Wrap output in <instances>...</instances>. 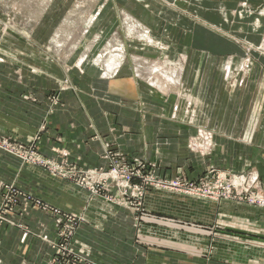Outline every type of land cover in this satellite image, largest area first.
Wrapping results in <instances>:
<instances>
[{"label": "crops", "instance_id": "obj_1", "mask_svg": "<svg viewBox=\"0 0 264 264\" xmlns=\"http://www.w3.org/2000/svg\"><path fill=\"white\" fill-rule=\"evenodd\" d=\"M162 1L173 7L161 4L158 8L152 0L140 1L142 4L132 0L128 5L152 29L157 25L155 14L164 24L175 19L173 46L181 50L186 65L176 85L183 91L164 74L138 70L129 75L120 70L103 75L101 69L83 66V62L84 68L58 75L56 65L50 61L45 65L43 61L49 60L45 56L37 51L26 56L21 51V47L37 46L35 40H29V45L4 38L6 50L0 49V137L32 144L45 158L85 170L107 169L104 154L108 147L130 160L153 163L156 174L164 178L192 180L209 167L234 173L251 167L264 184V85L260 83L264 72H251V83L241 88L235 87L238 74L233 89L227 90L221 56H238L241 48L185 17L188 13L198 19L208 15L206 24L215 27L221 23L220 28L227 30L235 26L237 33L257 44L264 36V7L248 6L251 14L246 12L237 19L226 0ZM255 21L259 23L256 27ZM39 64L43 68L37 71L33 67ZM62 80L72 88H61ZM187 92L197 101L196 106L183 107L177 114L182 113L181 117L172 119ZM57 94L59 103L52 105L49 98ZM260 96L262 106L253 120L254 100ZM197 129H204V140L197 137ZM192 141L207 148L197 151L191 148ZM0 182L32 194L61 215L79 217L69 245L84 260L78 264H264L263 209L149 190L144 212L134 215L90 196L70 181L24 164L2 149ZM53 214L20 201L7 217L30 234L22 242L23 229L0 226V264H52L57 240Z\"/></svg>", "mask_w": 264, "mask_h": 264}, {"label": "rangeland", "instance_id": "obj_2", "mask_svg": "<svg viewBox=\"0 0 264 264\" xmlns=\"http://www.w3.org/2000/svg\"><path fill=\"white\" fill-rule=\"evenodd\" d=\"M136 1L142 4V2L140 1L147 0ZM152 1L156 2L158 6L163 4V6H166L169 9L170 7H173L172 4H166L162 0ZM215 1L219 3L222 0ZM226 1H228V4L232 6V11L237 16V19L240 17V14H246V12L251 14V10L247 8L248 6L257 8H260L262 6L264 7V0ZM130 2H132V0H0V49L3 51L6 50L5 48H3L4 46L2 47L4 38L11 39V41L23 40L24 44L29 45L32 44V42H30L31 40H35L34 42H36L37 46L26 45V48H20L21 51H25L26 53H24V55L26 56H28L29 53H33L32 55H34L35 51L45 56L46 59H49L47 61H43L45 65L47 66V62L49 61L51 62V64L56 65L58 75H63L64 71L67 69L78 71L80 70V67H83L86 64H92L93 67L95 66L97 68V66L95 65L96 63L104 72L109 71L112 74L122 70L129 75H134V72L139 70L140 72H142V74L154 72L156 76L164 77L165 75V78L171 79L172 85L177 87L176 83L179 80L178 78L185 70L184 67L186 65L185 59L183 57L184 55L181 50L178 51L173 46V36L175 38V36L177 35L176 29L173 26V24H175V19L169 21L168 24H164V21L161 19L162 17L158 14H155L154 17L157 18V25L153 24L152 29L146 26L143 20L132 14V5H128L130 4ZM158 8H161V6ZM88 12L97 15V17L95 18L96 21L92 23L85 34L86 36L84 37V39H86V44H82L79 48L76 49V44L74 43L75 41H72V44H70L69 39H72L71 36L74 35L75 29L81 27ZM185 17L187 19H190L191 21L199 23L200 26L208 27L212 31L214 30L213 32L218 37H222L228 42L234 43L241 48L242 53L238 56H236L235 54H225L221 56L222 63L220 69L223 73L224 87L227 90L233 89L227 79L226 70L228 66L230 67L231 72L235 73L236 76L239 74V78L235 83V87L238 88L243 87L245 84H247V82L251 83L250 81L252 80H248L251 72H255L256 70H259L261 73L264 72V36L260 38L259 41H257V44H251L252 41L250 42V40H247L241 34L237 33L238 30H235V26L234 28H232V30H227L228 27H226L225 29L220 28L221 23L215 27L210 26L209 24H206V22L208 21V15H203L198 19L195 14L193 15L191 13H188L185 14ZM150 24H152V21H150ZM136 26L144 30V32H147L146 36L149 37V41L144 42V38L140 36L141 34L136 32L142 31L139 30ZM88 45L91 46V49L89 50L87 48ZM6 47L9 48L8 46ZM118 51H120V53ZM0 60H2L1 57ZM164 61H169L175 65H180L181 63H183L184 65L178 67V70L181 69L180 71L175 70L174 77L172 78L171 73L174 70L173 68L169 69L167 66H164ZM82 62L83 66L81 65ZM41 67L42 64H39L37 67L33 68L39 71ZM141 80L150 88H153V91H156L158 95H163L158 88H156L155 86L152 87L145 79ZM180 83H182L181 79L179 81V85ZM260 83L264 85V80L262 79ZM60 86L64 89L72 88L71 84L67 80H62ZM177 88H179L177 89L179 91L184 90L181 86ZM186 95H190L189 97H192V99L195 100L190 93L187 92ZM174 97V105L176 108V106L178 105V99L176 98L175 94ZM49 99L52 105L58 104L60 99L59 94L51 95ZM194 105H189V102H187L186 98L181 97L179 105L175 109L176 116L173 115L172 119L181 117L180 115H182V113H179V117L177 116V114L178 111L182 110L183 107L187 108ZM260 106H262V96L254 100L250 116L251 119L254 120L257 118V108ZM200 132L204 133L205 131L204 129H201L200 131H198L197 129L196 135L198 138L203 137ZM0 141L1 143H6L9 149H15L25 154L32 153L30 160H22V162L24 164L39 167L47 173L53 175L47 168L38 165L36 158H39L40 154L35 152L36 149L32 144H21L5 137H0ZM194 144L197 145V142L193 141V143H190V145L192 146L191 148L198 151V147ZM20 147H22L21 150ZM200 147H202V145ZM106 149H108V147H106ZM200 150L202 151L203 149ZM40 157L45 161L55 162L52 159L43 157L42 155H40ZM134 160L146 165L148 164V169L147 171L143 172V175L140 174L138 167H135L136 170H134V173L138 174L140 178H135V180L132 182V186L143 188L144 186L142 185H144V175L150 173L152 174L154 172V174L158 176L156 174V165L138 159ZM74 166H76L77 168L80 167L77 165ZM149 168L151 169V172L149 171ZM245 168L246 166L243 169ZM87 170L88 169H84L83 171ZM56 177L62 179L59 176ZM150 177L151 176L148 175L144 177V179L147 180ZM159 178L166 182H172L175 179H179L187 189L182 192H176L170 191L168 189L165 190L156 187L152 188L151 186H145V193H143L142 200L139 201L141 202L140 212L136 213L129 207L127 208L122 206V204L116 206L126 209L134 215H139L144 212L143 202L146 192H148L149 190H153L171 192L195 198L214 200L216 202L225 200L264 210V184L256 174L255 168L248 167L240 173H234L228 170H220L209 167L197 179L190 180L181 176L175 178H164L159 176ZM70 182L73 185L77 186L75 182ZM188 189H190L191 191ZM209 192H213V194H209ZM88 194L93 197H100L108 202L106 197L104 196V193L93 195L88 192ZM114 194L115 191L113 192V195ZM3 195L4 194L2 192L1 199H3ZM28 195L33 198L32 194ZM112 205L115 204L112 203ZM1 207L2 205L0 203V226L9 225L23 229L24 233L21 240L22 242H24L25 238L30 234V232L25 226L16 224L8 220L7 216L9 215L5 216ZM50 209L45 203L44 206H40L41 211L47 213L49 211L58 212L57 209L54 210L55 208H52L53 210ZM57 215H52V218L54 219V227L57 240L56 243H54L56 244V251H54L56 253L52 256L51 263L78 264L84 262V260L81 259L79 253L72 250L69 246L75 229L79 224V217L75 218L74 216L66 214L64 215V218H62L61 215ZM69 219H75L76 222H70ZM37 236L45 240L44 236H42L43 238L38 234Z\"/></svg>", "mask_w": 264, "mask_h": 264}, {"label": "built area", "instance_id": "obj_3", "mask_svg": "<svg viewBox=\"0 0 264 264\" xmlns=\"http://www.w3.org/2000/svg\"><path fill=\"white\" fill-rule=\"evenodd\" d=\"M21 148L22 147H20V150ZM0 149L21 158V160L27 161L30 160L32 154H25L15 149H9L7 144L1 143V141ZM104 159L108 162L107 169H89L87 171H83L84 169H82V167L77 168L74 165H68L65 163L45 161L40 157V155L39 158H36L38 165L47 168L53 175L75 182L78 187L88 191L93 195L104 193V196L109 203H113L115 205L122 204V206L127 208L129 207L136 213L141 211V202L139 201L143 198L145 186H151L152 188L156 187L165 190L168 189L170 191L176 192H182L187 189L185 185L180 182L181 180L175 179L172 182H166L160 179L159 176H156L154 172L152 174L150 173L151 175H144V177L148 175L151 177L147 180L143 177V188H137L136 186L133 187L132 182L135 180V178H140L138 174L134 173V170H136L135 167H138L140 174L143 175V172L147 171L148 169V164L146 165L144 163H140L134 159L130 160L123 154L115 151L113 152L109 148L105 150ZM149 171L151 172L150 168ZM114 191L115 194L113 195ZM0 192L1 194L2 192L4 194L3 199H1V209L3 210L5 216L11 215L14 207L20 201L27 203L31 202L39 209L40 206L43 205L40 201L36 200L35 198H31V196L26 192L19 190L13 185L0 183ZM209 194H213V192H209ZM53 213L56 215H61L59 212L54 211ZM61 217L64 218V215H61ZM69 221L76 222L75 219H69Z\"/></svg>", "mask_w": 264, "mask_h": 264}, {"label": "bare ground", "instance_id": "obj_4", "mask_svg": "<svg viewBox=\"0 0 264 264\" xmlns=\"http://www.w3.org/2000/svg\"><path fill=\"white\" fill-rule=\"evenodd\" d=\"M241 13V12H240ZM97 17V15H94V14H91V12H88V14H87V16L84 18V22L82 23V25H81V27H79V28H77V29H75V31H74V35H72L71 37H72V39L70 38L69 40H70V44H72V41H75L74 43L76 44V49L77 48H79L80 46H81V44L83 43V40H84V37L86 36L85 34H86V32H87V30L89 29V27L92 25V23L96 20L95 18ZM240 18H244V16H243V14H240ZM260 22V21H259ZM254 27H256V26H258L259 25V23H258V21H255V23H254ZM135 27V26H134ZM137 27V26H136ZM138 28V27H137ZM139 30H140V28H138ZM137 33H140L141 35L140 36H142L146 41H149L150 39L146 36V33L144 32V31H142V32H139V31H136ZM97 36V35H96ZM87 48H88V50L89 49H91V46L90 45H88L87 46ZM87 51V50H86ZM119 53H120V51H118ZM1 61V60H0ZM95 65L97 66V68L99 67L96 63H95ZM181 65H184L183 63H181L180 65H175V64H172L171 62H169V61H164V66H167L169 69H171V68H173V72H175V70L177 71L178 70V67L179 66H181ZM99 69H101L100 67H99ZM101 71H102V74L103 75H106L107 73L106 72H104L102 69H101ZM227 79H228V81H229V83L231 84V85H234V81H235V77H236V74L235 73H233V72H231V69H230V67L228 66V68H227ZM166 87V86H165ZM190 96V95H189ZM188 95H186V93H185V96L183 97V98H186V100H187V102H189V105H194L195 103H197V101L196 100H193L192 99V97H189ZM193 103V104H192ZM186 112V111H185ZM191 115V114H190ZM201 133V132H200ZM201 135L203 136L202 137V139L204 140L206 137H207V134L206 133H201ZM192 143H193V141H192ZM195 146H197L198 147V149H204V147L205 148H207V146H205V144L204 145H202V147H200V146H198V145H196V144H194ZM193 145V146H194Z\"/></svg>", "mask_w": 264, "mask_h": 264}]
</instances>
